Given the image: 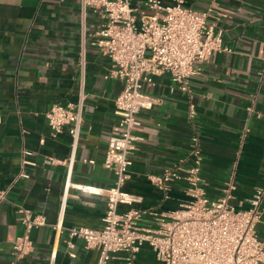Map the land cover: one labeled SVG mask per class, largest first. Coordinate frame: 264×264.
<instances>
[{
	"label": "crops",
	"instance_id": "1",
	"mask_svg": "<svg viewBox=\"0 0 264 264\" xmlns=\"http://www.w3.org/2000/svg\"><path fill=\"white\" fill-rule=\"evenodd\" d=\"M145 1V0H140ZM165 5L174 0H161ZM185 5L209 13V22L222 31L232 51L213 54L198 65L183 91L169 74L147 89L155 98L142 109L137 139L124 190L140 195V224L155 227L161 212L188 200L186 180L163 190L148 179L166 169L193 163L191 140L199 135L204 188L210 199L231 192L229 203L250 207V199L264 185V0H185ZM82 0H0V264H96V250L74 238L67 245L68 228H101L107 196L103 189L116 180L104 166L111 129L117 120L115 101L123 88L118 79H106L111 59L88 42L84 73ZM87 31L99 20L91 10ZM84 74V124L72 173V183L91 186L67 191L62 226L60 204L65 193L71 137L67 128L54 135L45 113L51 105H66L79 97ZM194 105V118L189 115ZM28 163H23V152ZM90 160H94L91 163ZM27 175V176H25ZM44 215L46 224L31 231L33 251L17 257L16 237L25 233L17 207ZM126 207L122 206L121 210ZM264 240V215L258 225ZM75 256H71L70 253ZM120 252L112 264H127ZM134 264H163L143 243Z\"/></svg>",
	"mask_w": 264,
	"mask_h": 264
},
{
	"label": "built area",
	"instance_id": "2",
	"mask_svg": "<svg viewBox=\"0 0 264 264\" xmlns=\"http://www.w3.org/2000/svg\"><path fill=\"white\" fill-rule=\"evenodd\" d=\"M91 10L99 23L93 32L87 31V14ZM82 50L80 64L84 73L88 42L111 61L106 79L123 83L115 101L117 120L112 126L104 166L116 175L114 184L103 189L107 205L101 228L71 226L67 245L75 248L74 238L82 239L86 249L96 250V264H112L117 253H126L127 264L134 258L143 243H148L158 261L163 264H264V240L257 227L264 215V185L258 187L250 199V207L237 209L229 203L230 190L225 195L210 199L202 174V149L199 135L191 140L193 163L166 169L161 174H150V182L167 196L172 183L186 180L188 200L170 211L159 214L157 225L140 224L142 210L137 207L140 195L124 190L130 177L132 153L137 136L134 131L142 126L140 112L156 104L147 89L155 79L169 74L183 91H190V79L213 54L232 51L224 45L222 31L209 22V13L197 11L185 0H174L165 5L161 0H82ZM84 74L79 97L66 105L56 103L45 116L53 134L67 128L71 137L65 193L60 204L62 226L66 209L67 191L76 186L94 191L91 186L72 183V173L84 124ZM196 113L191 105L189 115ZM32 152L24 150L23 163ZM94 163V160H90ZM27 176V175H25ZM6 192L0 191V201ZM125 206V210L121 207ZM25 233L13 241L14 253L23 257L33 251L31 231L46 224V218L23 205L17 207ZM75 256L74 253H70ZM51 264H54V258Z\"/></svg>",
	"mask_w": 264,
	"mask_h": 264
}]
</instances>
